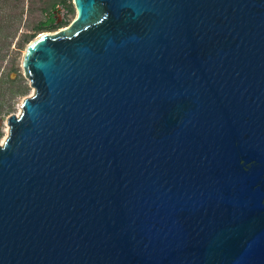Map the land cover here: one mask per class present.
<instances>
[{"label": "water", "instance_id": "1", "mask_svg": "<svg viewBox=\"0 0 264 264\" xmlns=\"http://www.w3.org/2000/svg\"><path fill=\"white\" fill-rule=\"evenodd\" d=\"M72 1L23 55L0 264H264V0Z\"/></svg>", "mask_w": 264, "mask_h": 264}, {"label": "rangeland", "instance_id": "2", "mask_svg": "<svg viewBox=\"0 0 264 264\" xmlns=\"http://www.w3.org/2000/svg\"><path fill=\"white\" fill-rule=\"evenodd\" d=\"M70 8L63 23L36 28L55 2ZM72 0H0V141L7 137V118L17 114L24 98L34 89L24 75L22 59L28 44L42 32H58L74 17Z\"/></svg>", "mask_w": 264, "mask_h": 264}, {"label": "flooded vegetation", "instance_id": "3", "mask_svg": "<svg viewBox=\"0 0 264 264\" xmlns=\"http://www.w3.org/2000/svg\"><path fill=\"white\" fill-rule=\"evenodd\" d=\"M70 8L62 1L55 2L51 5L47 12L43 13L41 21L51 23L52 25H58L64 22L65 14H68Z\"/></svg>", "mask_w": 264, "mask_h": 264}, {"label": "trees", "instance_id": "4", "mask_svg": "<svg viewBox=\"0 0 264 264\" xmlns=\"http://www.w3.org/2000/svg\"><path fill=\"white\" fill-rule=\"evenodd\" d=\"M53 26L54 25H52L51 23L45 24V22H43L41 20L36 24V28H39V27H41V28H50V27H53Z\"/></svg>", "mask_w": 264, "mask_h": 264}, {"label": "bare ground", "instance_id": "5", "mask_svg": "<svg viewBox=\"0 0 264 264\" xmlns=\"http://www.w3.org/2000/svg\"><path fill=\"white\" fill-rule=\"evenodd\" d=\"M19 112H20V109H19V111H18V113L17 114H19ZM9 129V128H8ZM8 133V132H7Z\"/></svg>", "mask_w": 264, "mask_h": 264}, {"label": "snow or ice", "instance_id": "6", "mask_svg": "<svg viewBox=\"0 0 264 264\" xmlns=\"http://www.w3.org/2000/svg\"><path fill=\"white\" fill-rule=\"evenodd\" d=\"M0 143H2V141H0Z\"/></svg>", "mask_w": 264, "mask_h": 264}]
</instances>
